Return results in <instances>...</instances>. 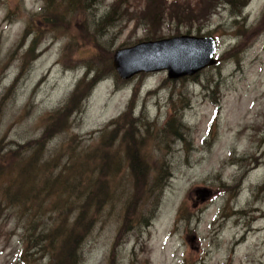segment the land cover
Returning <instances> with one entry per match:
<instances>
[{
  "label": "rangeland",
  "instance_id": "1",
  "mask_svg": "<svg viewBox=\"0 0 264 264\" xmlns=\"http://www.w3.org/2000/svg\"><path fill=\"white\" fill-rule=\"evenodd\" d=\"M144 7L0 0V264H264V0L165 18L155 38ZM179 34L214 36L217 63L177 79L112 66Z\"/></svg>",
  "mask_w": 264,
  "mask_h": 264
},
{
  "label": "water",
  "instance_id": "2",
  "mask_svg": "<svg viewBox=\"0 0 264 264\" xmlns=\"http://www.w3.org/2000/svg\"><path fill=\"white\" fill-rule=\"evenodd\" d=\"M216 52L215 37L180 34L118 48L114 51L112 66L123 80L156 70H166L169 78L177 79L216 64ZM195 192L201 199L211 194L207 188H198ZM195 238L188 237L191 245L196 243Z\"/></svg>",
  "mask_w": 264,
  "mask_h": 264
},
{
  "label": "trees",
  "instance_id": "3",
  "mask_svg": "<svg viewBox=\"0 0 264 264\" xmlns=\"http://www.w3.org/2000/svg\"><path fill=\"white\" fill-rule=\"evenodd\" d=\"M219 1L220 0H204L203 2V0H194V3L190 4V3H180L179 1L177 2L176 0L173 3L166 5L165 0H145V7L141 11H135L132 14L134 15L133 16L134 19L138 21L144 20L146 22L148 27L147 29H149V31H151L152 34H155L153 36V38H155L157 34H159L160 32L161 25L163 24L165 18L171 22H174L177 28L178 26L181 25L190 26L195 21L207 20L208 17L213 13V9L217 6V3ZM221 1L231 5L233 8L236 7V9L241 11V9L245 7L250 0H221ZM89 73H91V71ZM89 73H87V76L89 75ZM94 76L95 77H92L93 81L97 80L96 77L98 76V73L96 72ZM87 96L88 94L85 95L81 101L83 102ZM135 129H138L136 125H135ZM136 132L141 133L139 130H136ZM37 152L38 149L32 150L28 157L32 158V155H34L33 158H36ZM70 183L71 185L67 183V187L70 189L68 190L73 193L75 192L74 184L71 181ZM76 189H77L76 190L77 193L78 191H80V194H82V197L84 199H87L88 203L103 197L102 192L96 190L95 185L93 183L87 185L85 182H83L81 186L80 187L77 186ZM70 236L71 235L68 234L65 236V238L61 240V245H63V247H65V244L68 243ZM60 246H57L55 244V240L49 243V247L54 251H57ZM45 249H46L45 245H40L36 253L40 251L44 253ZM55 257L56 256L52 255V259H54ZM74 264H77L76 259L74 261Z\"/></svg>",
  "mask_w": 264,
  "mask_h": 264
},
{
  "label": "bare ground",
  "instance_id": "4",
  "mask_svg": "<svg viewBox=\"0 0 264 264\" xmlns=\"http://www.w3.org/2000/svg\"><path fill=\"white\" fill-rule=\"evenodd\" d=\"M88 145H89L88 143H82L81 147L82 148H86ZM256 216L257 217L259 216V218H264V212H261L259 214H256Z\"/></svg>",
  "mask_w": 264,
  "mask_h": 264
}]
</instances>
